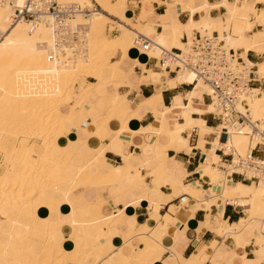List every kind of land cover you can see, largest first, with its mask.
I'll use <instances>...</instances> for the list:
<instances>
[{
	"label": "bare ground",
	"instance_id": "obj_1",
	"mask_svg": "<svg viewBox=\"0 0 264 264\" xmlns=\"http://www.w3.org/2000/svg\"><path fill=\"white\" fill-rule=\"evenodd\" d=\"M127 1L56 0L60 6L74 5L80 10L92 8L94 5L99 8V10H90V13L85 16L76 13L67 22L71 30H77L78 26H86L84 56L72 57L69 45L62 49L64 55L58 61L49 60L47 57V51L51 50L54 45V35L48 27L29 28L23 20L12 22L11 7H21L23 0H12V6L0 4V155L2 160H5L0 164L4 168L0 173V206L7 207L13 213H20L21 218L31 220L30 225H24L21 219L15 220L13 217L3 220L12 228L23 225L25 231V237L18 248L12 247L11 242L3 244L0 241L3 246L0 260H3L4 264L10 263L6 257L7 252H13L16 264H65L66 262L98 264L107 254L106 250L109 257L100 264H129L131 258L137 264H153L164 251L160 244L161 237L155 234L154 227L151 228L149 224L139 226L136 230L129 228V231L136 232L133 236H137L143 244V248L139 251L137 249L138 252H135L133 256H127L125 250L122 251V249L112 251L115 249L117 240H113L108 231L120 225L125 226L123 224L125 220H123L124 215L118 212L104 215L103 209L107 206L104 202L81 206L80 209L86 214V221L82 224L75 222L66 224L61 211V207L66 204L71 207L70 211L75 208L76 201L70 195L78 188L114 185L124 180L131 158V154L122 151L119 153L124 166L122 169L111 167L106 169L107 172L100 169L95 174L91 166L96 154H102L103 150L93 149L91 143L88 142L82 145L87 144L91 147V157L82 156L84 165L75 166L73 160L76 156H81L80 153L74 154L68 151L70 139L65 142L60 141L63 136L68 135L69 131L72 132L77 128L75 119L79 117L84 121L89 118L91 112H95L97 117L102 118L101 122L96 125L93 121L91 122L95 127L107 126L114 120L119 121L125 127L127 121L134 118L139 109L151 107L153 101L158 99L160 85L155 84L158 91L156 96L141 101L136 108H127L129 104L124 96H115L114 99L111 96L103 97L109 108L100 113L94 108L95 104L85 103L89 100L88 98H91L94 88L98 85L108 86L114 91L121 86H131L129 83L131 70L127 73L120 63L111 61L115 53L121 52L123 58H126V51L134 46L132 39L135 33L153 40L154 46L147 52V56L154 58L162 57L161 53H170L173 46H178L183 51L191 41L188 38V40L185 39L186 43L179 42L178 34L182 29L180 24L162 25L163 33H156L153 23V25L150 23L140 25V22L145 21L144 12L141 18L139 17L140 20L132 23L126 15ZM172 2L180 6L182 12L192 16L195 12H202L201 8L192 7L191 0L187 2L172 0ZM256 4L264 5V0H235L231 4L222 0L216 8L226 10L227 23L221 19L212 21V19L209 20L210 18H205L206 21H202L199 30L202 36H209L213 28L219 27L221 39L218 33L217 36L224 49L233 50L235 58L238 56L247 62L246 65L241 59L247 68L256 67L254 74L264 79V62L254 65L246 59L248 51L264 55V50L260 47L264 45V7L256 13ZM203 5L208 10L213 7L205 2ZM255 23L263 25V31L260 33L262 38L259 39L258 33L256 34L257 42L252 43L249 38L245 37V33L247 28ZM108 24L118 26L116 29L119 32L118 36L109 38L105 34V27ZM191 26H193L192 20L189 22V27ZM136 27L138 30H135ZM222 28L225 30L224 34ZM131 35L132 38H130ZM237 50H241L242 54H238ZM175 61L165 60L162 71H165V66H169L170 70L173 69L178 65V60ZM147 77L142 75V81L149 80ZM86 78H92L96 84H88ZM173 82L195 85L198 94L210 95L209 87L195 80L194 75L189 72L179 73ZM248 92L249 125L245 124L237 131L227 130L225 144L219 142L220 130L225 129L219 125V128L213 131L216 137L214 148L223 146L225 153L230 150L234 156L243 157L256 143L260 142L258 133L264 128V92L260 90H249ZM195 94H188L190 102ZM210 105L209 114L214 113L213 104L210 103ZM175 109L181 110L180 118L184 120L181 126L178 125L176 116L169 118L172 110ZM152 112L157 116L155 110ZM190 114V107L185 108L180 105L172 109L163 108L159 112L158 122L155 123L159 127L156 132L157 139L169 138L171 134L181 132L189 135L194 128ZM254 124H256L257 132L252 130L251 125ZM32 137L39 142H30ZM161 162L162 165H166L165 162ZM214 164L217 165V163ZM219 168L208 165L200 170L208 177L212 186L218 189L217 194L207 195L205 200L210 204H216L226 202L228 199L233 204L244 207V213L247 216L239 223L231 224L225 220H219L213 227L208 226L207 223L204 227L218 236L231 237L237 248L248 246L251 243H254L256 248L264 247V195L261 188L250 183H247L250 184L248 186L239 183L231 185V181L225 178L226 172L222 170L227 168V164ZM162 173L163 171L159 169L151 173L155 179L156 189H158L160 183L158 179L161 178ZM132 179L135 180L134 177ZM62 185L65 186V190L61 192ZM156 189L148 191L144 199L151 201L157 195ZM46 190L59 196V199L49 196L50 193H46ZM195 201L199 205L200 200L195 199ZM93 206H97L100 213L91 216L88 210ZM50 214H53L55 219H51ZM257 216L261 219H256ZM252 220L258 223V233L255 232V226L249 225ZM99 221L104 222V230L99 226ZM64 225H69L72 230L79 233L78 235L81 233L84 242L77 245L73 242L72 236L69 239L74 245L66 248L65 240L61 238ZM92 229H95L97 234L94 235L91 232ZM129 231L120 236L119 240L122 243L125 242L124 248L130 249L132 245L129 241L133 236ZM13 238L15 237L12 236ZM36 242L43 246L42 252H35L34 243ZM222 256L225 257L224 264H233L231 260L234 257L233 251L222 252ZM255 256L259 261L264 260L258 252H255ZM217 262L215 256L211 257L210 264H219ZM183 264H200V261L198 256H192Z\"/></svg>",
	"mask_w": 264,
	"mask_h": 264
},
{
	"label": "crops",
	"instance_id": "obj_2",
	"mask_svg": "<svg viewBox=\"0 0 264 264\" xmlns=\"http://www.w3.org/2000/svg\"><path fill=\"white\" fill-rule=\"evenodd\" d=\"M184 1L187 2L188 0ZM221 1L191 0V3L193 2L192 7L202 9V12H195L192 16L189 13L182 12L180 6L178 7L172 0H128L126 3V15L132 23H136L140 20L142 12H144L145 21L140 22V25L153 23L156 33H163L162 25H170V23L173 25L180 24L182 29L179 31L178 40L180 43H184L185 39H191L195 33L202 36L199 27L203 23L202 21H206L205 18H210L209 20L212 19V21L221 19L224 23H227L228 14L226 10L216 8ZM225 1L231 4L235 0ZM204 2L210 7L213 6L212 9H206L203 5ZM263 7V4H256V13L260 9L262 10ZM190 20H192L193 25L191 27H189ZM115 27H113L115 31L110 32L111 34H117L118 30ZM218 29L219 27H215L210 33H218ZM108 31L111 30L108 29ZM262 31L263 25L255 23V25L247 28L245 37L249 38L252 43H256V34L259 33L258 37L261 39L260 33ZM222 33H225L224 28H222ZM260 47L264 50V45ZM170 50H180V48L173 46ZM237 53L241 55L242 51L237 50ZM246 59L250 63L258 65L264 62V55L248 51ZM119 60H126V63L130 66ZM112 61L120 63L127 73L131 70L129 83L133 76H137L138 83L134 81L133 86L130 83L131 86H121L115 91L108 86L98 85L94 88L95 91L93 90L91 98H88L89 100L85 102L86 104H95L94 108L96 111L99 113L105 112L109 106L103 100V97L111 96L114 99L115 96H124L129 104L127 108H136L141 101L156 96L158 91L155 88V84L160 85L158 99L156 98L153 101L151 107L139 109L135 117L127 121L125 127L117 120L109 122L107 126L95 127L102 119L101 116L97 117L95 112H91L89 118L84 119V121L79 117L75 119L77 128L72 130V132L69 131L68 135L63 136L60 140L65 142L70 139L68 151L74 154L80 153L81 156H76L73 160L75 166H83V157H91V147L87 144L82 145L88 142L91 143L93 149L103 150L102 154H96L95 161L91 166V170L95 174L100 169L104 172H107L106 169L111 167L122 169L124 166L119 155L122 151L131 154V158L127 174L121 182L114 185L87 186L76 189L70 195L76 201L75 208L70 211V206L63 205L61 207L65 223H85L86 214L80 207L84 204L104 202L107 205L103 209L104 215L107 216L118 212L122 213V216L124 215V218H126H123L125 226L120 225L108 231L109 236L113 240H117L115 249L112 251L122 249V251L125 250L124 252L127 256H133L135 252L143 248V244L138 237L133 236V234L136 235L134 230L139 226L149 224L151 228L154 227L153 231H155V234L161 237L160 244L164 249L163 254L161 253L158 260L153 264H183L192 256H198L200 264H210L213 256L218 261L217 263L224 264L225 257L222 256V252L226 251L234 252V257L231 259L233 264H264V260L259 261L255 256V252H258L264 258V247L256 248L254 243H251L248 246L237 248L235 241L231 237L218 236L204 227L206 223L208 226L213 227L219 220H225L231 224L239 223L241 219H245L247 216L244 213V207L235 205L228 199L226 202H218L216 204H210L205 200L207 195L217 194L218 189L212 186L208 177L201 173L200 170L208 167V165L219 168L228 161V158L222 156L218 151L214 152L216 148L213 145L216 137L213 131L217 130L219 126L218 128L216 127L218 124L217 120L209 114L211 105L205 96L208 94H198L195 85L173 82L179 73L175 76L171 72L162 71L156 61L148 58L144 53L137 52L134 47L128 48L126 58H123L121 52H118ZM243 61L247 65V62ZM254 68L256 71L257 68ZM142 75L144 77L148 76L149 80L142 81ZM85 80L88 84H96V81L92 78H86ZM252 80L249 85L250 89L264 92L263 77L254 75ZM192 93L196 94L190 102L188 94ZM180 105L185 108L190 107V120L194 128L189 132V135L181 132L180 134H171L169 138H158V140L156 132L159 127L155 123L158 122L159 112L163 108L172 109ZM152 110L156 111L157 116L153 114ZM180 111L172 110L173 113L171 112L169 118L176 116L178 125L181 126L184 124V120L180 118ZM92 121L95 125L91 124ZM72 135L73 137H71ZM221 141L222 138H219L220 143ZM160 160L165 162L166 165H162ZM214 163H217V165ZM155 169L162 170V175H165H161V178L158 179V182H160L158 189H156L155 179L151 176L152 171L154 172ZM230 181L231 185L238 183L245 186L250 185L241 182L237 177H232ZM60 188L61 192L65 190L64 185ZM154 189L157 190V195L151 201L144 199L147 197L148 191H154ZM46 193H50L49 190H46ZM49 196L59 199V196H55L53 192ZM195 199L200 200L199 205H197ZM88 213L93 216L100 213V210L97 206H93L89 208ZM9 217H13L15 220L21 219L24 225H30L31 220L21 218L22 215L20 213H13L7 207L0 206V231L2 232L0 241L3 244L11 242L12 247L18 248L21 246V240L25 237L24 226L9 227V224L3 221ZM49 217L55 219L53 214H50ZM99 226L103 230L105 229L103 221H99ZM129 228L134 230L129 231ZM128 231L133 236L129 241L133 247H131L132 249L124 248L125 242L122 243L119 240V237L125 235ZM91 232L94 235L97 234L95 229H92ZM10 234L15 238L12 239ZM78 234L69 225H64L61 238L65 240L66 248H71L70 245H74L73 242L77 245L84 242L82 234ZM69 238H72L73 242ZM42 247L41 244L34 243L35 252H42ZM137 249L138 251H136ZM2 250L3 246L0 244V252ZM106 252L107 254L103 256L104 258L102 257L98 264L109 257L107 250ZM6 257L9 259V264H16L13 252H7ZM0 264H4L3 260H0ZM65 264L74 263L66 262ZM129 264L137 263L131 258Z\"/></svg>",
	"mask_w": 264,
	"mask_h": 264
},
{
	"label": "built area",
	"instance_id": "obj_3",
	"mask_svg": "<svg viewBox=\"0 0 264 264\" xmlns=\"http://www.w3.org/2000/svg\"><path fill=\"white\" fill-rule=\"evenodd\" d=\"M0 4L12 6V0H0ZM80 10L74 5L60 6L56 0H23L21 7H11V20L16 22L23 20L29 28L36 26L48 27L54 35V45L47 51L48 59L58 61L64 54L62 49L69 46L70 55L84 56L86 50V26H78L77 30H71L67 25L68 20L76 13L87 15L90 10ZM79 11V12H78ZM115 31L114 29L111 30ZM186 43V41L184 40ZM132 44L137 52H147L154 46L151 38L135 33ZM172 52V53H171ZM170 53H161L162 57L148 58L156 61L160 68L165 60H178V65L170 70L165 66L164 70L173 73L184 74L189 72L195 80L206 84L210 89L207 96L208 102L213 104L214 113L210 116L217 120L224 130H220L221 143L225 144L227 130L237 131L241 126L249 125L250 110L248 105L249 85L253 81L254 67L247 68L238 56L234 57L233 50H226L218 40L216 32L209 36H200L198 33L191 38L190 44L183 51L171 50ZM257 132L256 124L251 125ZM260 142L256 143L249 152L243 156H234L230 150L225 153L218 147L214 150L227 157V168H221L225 178L232 180L237 177L241 182L259 186L264 195V128L258 133Z\"/></svg>",
	"mask_w": 264,
	"mask_h": 264
},
{
	"label": "rangeland",
	"instance_id": "obj_4",
	"mask_svg": "<svg viewBox=\"0 0 264 264\" xmlns=\"http://www.w3.org/2000/svg\"><path fill=\"white\" fill-rule=\"evenodd\" d=\"M93 7H96L94 10H99V8H98L96 5H94ZM136 25H137V24H136ZM114 26H116L115 28L118 27L116 24H108V25H106V27H105V34H106L109 38H112V37H114V36H118V35H119L118 32H117V34H116V33H115V34H111V33H110L111 31H108V29H109V30H112ZM135 30H138V27H136ZM217 32H218V34H219V39H221V34H220V32H219V31H217ZM209 35H211V33H210ZM202 37H203V36H202ZM130 38H132V35H131ZM117 53H118V52L115 53V56H114L113 58L116 57ZM155 56H156V55H155ZM113 58H112V59H113ZM261 60H262V58H261ZM261 60H260V61H261ZM111 61H112V60H111ZM119 61H120V60H119ZM120 62L126 63L127 61H126V60H121ZM126 64H127V63H126ZM127 66H130V65L127 64ZM134 81H135L136 83H138L137 76H133V77L130 79V83H131V85L133 84ZM132 86H133V85H132ZM30 142H39V141L35 140V138L32 137V138H30ZM3 161H5V160H2V156L0 155V164H2ZM142 164H143V163H142ZM8 166L11 167L10 164H8ZM0 168H1V169H0V173H1V172L3 171L4 168H3V166H0ZM136 170H137V169H136ZM101 191H102V189H101ZM104 193H105V192H104ZM65 206H68V207H69L68 204H66ZM258 217H259V216H257L256 219H261V218H258ZM256 219H255V220H256ZM249 225H250V226H255V227H256L255 232L258 233V229H257V228H258V223H257V221L252 220V221L249 222Z\"/></svg>",
	"mask_w": 264,
	"mask_h": 264
}]
</instances>
